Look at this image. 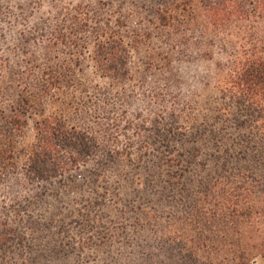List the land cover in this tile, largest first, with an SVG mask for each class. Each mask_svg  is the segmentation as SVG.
<instances>
[{
    "label": "trees",
    "instance_id": "obj_1",
    "mask_svg": "<svg viewBox=\"0 0 264 264\" xmlns=\"http://www.w3.org/2000/svg\"><path fill=\"white\" fill-rule=\"evenodd\" d=\"M48 2L52 18L61 16L49 40L69 43L74 51L66 65L41 69L46 78L36 88L43 95L71 88L76 119L68 126L51 116L35 123L37 147L20 166L26 185L35 188L24 187L20 195L7 191L1 199L0 264H80L90 259V250V261L108 259L105 264H252L264 257V0H166L161 12L175 17L173 22L162 18L160 35L174 28L180 42L189 43L193 27L186 21L195 17L204 29L221 32L215 91L205 99L200 119L187 105L165 112V103L155 100L159 108L152 120L124 119V140L117 119L107 117L88 128L80 107L90 91L105 107L112 104L109 90L134 78L131 65L116 55L122 46L142 45L146 32L126 39L118 16L117 28L96 35L91 46L85 36L73 39L80 25L73 19L74 4ZM74 11L86 15L81 3ZM148 51L144 67L160 68L155 62L163 63L165 53L156 47ZM205 53L214 54L211 47ZM134 129L135 140L127 136ZM12 148L0 145V157L16 167ZM90 180L96 184L91 190L84 184ZM93 217L99 218L94 234L86 229ZM130 222L144 229L148 223L162 226L153 230L156 245L146 252L130 250ZM141 245L147 246L137 241Z\"/></svg>",
    "mask_w": 264,
    "mask_h": 264
},
{
    "label": "rangeland",
    "instance_id": "obj_2",
    "mask_svg": "<svg viewBox=\"0 0 264 264\" xmlns=\"http://www.w3.org/2000/svg\"><path fill=\"white\" fill-rule=\"evenodd\" d=\"M48 1H41L40 6L36 4L37 0L1 1L5 12L1 10L0 14V145L8 147L11 143V147H14L11 149V159L16 163V167L7 166L6 161L0 157V205H2L1 199L8 196L7 191H14L15 189L20 195L23 193L24 187L27 192L33 191L35 188L34 184L26 185L22 174L23 169L20 168L30 150L37 147L35 123L51 116L56 119L55 123L59 126H68L70 121L76 119L75 109L70 110L71 88L61 87L47 95H43L37 90L38 86L41 85L40 80L46 78L45 74L41 77L40 70L46 71L48 68L56 69L57 65H66L70 58L68 52L71 49L74 51L69 43L62 44L49 40L50 33H53L52 27L61 19V16L52 18L54 9L50 7ZM55 1L60 5L63 2H68V7H72L74 4L73 19L79 21L80 25H78L76 32L73 31V39L78 38L79 35L85 36L91 46L96 35L101 33L108 35L111 30L117 28L115 18L118 16L123 20L121 23H124L125 30H122L121 34L126 39H130L142 31L147 34L142 36L139 42L142 45L139 44L138 48L122 46L123 50H119L121 55H116L131 65L134 78L124 80L123 88L118 87L109 90L112 104L105 107L99 101V97L90 94L94 91H90L89 98L86 99L87 102L80 107L83 110L86 119L84 124L86 123L87 127L94 126L97 128L96 123H104L107 117L117 119L120 127L119 138L124 140L125 138L122 136L126 127L124 119L145 116L152 120L153 112L159 108L156 105L153 106L155 100L157 103H165L163 106L165 112L171 110L172 105L175 108L178 105L182 107L187 105L189 106V113L200 119L204 111L205 99H210L215 91L212 88L215 63L222 59V55L217 50L219 39L222 37L221 32L204 29L200 18L195 17L194 20L186 21L193 27L190 29L189 43L180 42L181 39L175 33L174 28H169L170 35L164 32L160 35L158 28H161L162 18L173 22L175 17L169 13L171 18H168L167 13L161 12L165 8L163 3H166V0ZM29 2L30 4H28ZM78 3L85 6L86 15L78 16L77 12L74 11ZM20 7L21 9H19ZM75 27L76 25H73V28ZM172 38H176L178 41H175V49L168 51ZM99 40L103 42L104 37L99 38ZM151 47H156L165 53L162 59L163 63L155 62L160 65V68L147 69L144 67V62L148 61V49ZM208 47H211L214 53L212 58L205 53ZM164 64H167L168 67ZM165 67L169 70L162 69ZM96 81L104 85L102 80L94 79L92 82ZM157 93L165 100L160 101V96ZM79 97L77 93V98ZM173 98H176L177 103L173 102ZM94 110L98 115L95 120ZM165 118L169 121L168 117ZM10 119H16L19 122L18 126H12L9 123ZM145 126L148 127V124ZM135 134L134 129V131H128L127 136L135 140ZM143 135L149 136L150 132L146 131ZM150 140L148 141L150 142ZM5 149L4 157L9 154V149ZM97 183L100 184V180ZM84 184L90 190L96 185L91 180L84 182ZM102 190L103 188L100 189V191ZM86 196H90L89 193ZM93 221V223L87 222L86 229L91 230L94 234L98 228L99 218L93 217ZM131 223L128 225V228L131 229L126 230L128 237L134 243L130 250L146 252L149 251V246L156 245L157 237H154L155 232L153 230L158 227L162 228V226L154 225V229L150 226L151 223H148L144 229L140 225H131ZM137 241L144 242L147 246H136ZM91 252V250L86 251V255H89L90 259L92 257ZM90 259L84 260L80 264H105L108 260L92 262ZM69 264L79 263L72 260ZM252 264H264V257L257 256Z\"/></svg>",
    "mask_w": 264,
    "mask_h": 264
}]
</instances>
